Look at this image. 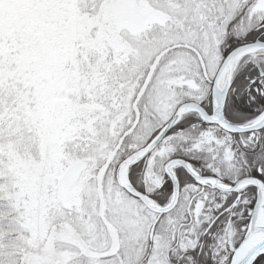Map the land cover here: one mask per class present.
Masks as SVG:
<instances>
[{
  "label": "snow or ice",
  "instance_id": "6c2138e0",
  "mask_svg": "<svg viewBox=\"0 0 264 264\" xmlns=\"http://www.w3.org/2000/svg\"><path fill=\"white\" fill-rule=\"evenodd\" d=\"M0 264H264V0H0Z\"/></svg>",
  "mask_w": 264,
  "mask_h": 264
}]
</instances>
